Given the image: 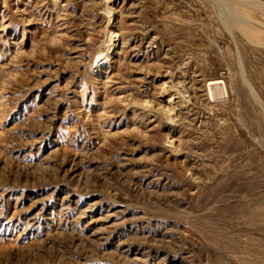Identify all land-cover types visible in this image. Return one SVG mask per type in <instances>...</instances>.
<instances>
[{"label": "rangeland", "instance_id": "374dc122", "mask_svg": "<svg viewBox=\"0 0 264 264\" xmlns=\"http://www.w3.org/2000/svg\"><path fill=\"white\" fill-rule=\"evenodd\" d=\"M263 7L0 0V264H264Z\"/></svg>", "mask_w": 264, "mask_h": 264}, {"label": "bare ground", "instance_id": "6f19581e", "mask_svg": "<svg viewBox=\"0 0 264 264\" xmlns=\"http://www.w3.org/2000/svg\"><path fill=\"white\" fill-rule=\"evenodd\" d=\"M263 10H264V7L262 8ZM238 8H236V7H232L230 10H229V12H231V15L229 16V21H230V23L232 24V26L233 27H236V28H238V29H240V30H243V31H247V30H249L250 29V16H246V24H245V22H244V20H243V18H241V17H235L234 15H233V13L235 14V13H237L238 11ZM251 13L249 12V15H250ZM113 35H115L116 37L115 38H117V34L116 33H113ZM221 84H223L222 82H220V81H215V82H213V83H211V84H209L210 86L209 87H212V86H217V85H221ZM211 94V93H210ZM211 96H212V94H211ZM173 99V98H172ZM170 104V103H169ZM167 110H168V108H167ZM170 110V109H169ZM175 110V109H174ZM172 119V118H171ZM173 121V120H172Z\"/></svg>", "mask_w": 264, "mask_h": 264}]
</instances>
